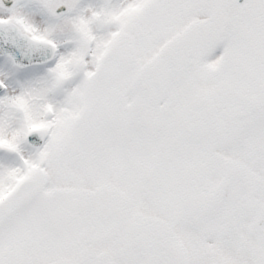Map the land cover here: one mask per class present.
Returning a JSON list of instances; mask_svg holds the SVG:
<instances>
[{"label": "snow or ice", "instance_id": "snow-or-ice-1", "mask_svg": "<svg viewBox=\"0 0 264 264\" xmlns=\"http://www.w3.org/2000/svg\"><path fill=\"white\" fill-rule=\"evenodd\" d=\"M0 264H264V0H0Z\"/></svg>", "mask_w": 264, "mask_h": 264}]
</instances>
